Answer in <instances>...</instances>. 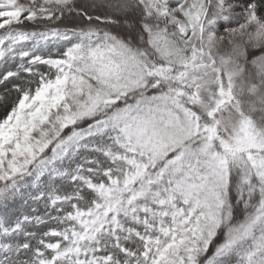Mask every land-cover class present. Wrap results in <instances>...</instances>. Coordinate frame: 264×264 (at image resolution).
<instances>
[{
	"label": "snow or ice",
	"instance_id": "snow-or-ice-1",
	"mask_svg": "<svg viewBox=\"0 0 264 264\" xmlns=\"http://www.w3.org/2000/svg\"><path fill=\"white\" fill-rule=\"evenodd\" d=\"M0 264H264V0H0Z\"/></svg>",
	"mask_w": 264,
	"mask_h": 264
}]
</instances>
